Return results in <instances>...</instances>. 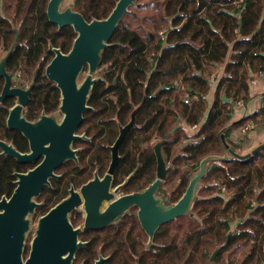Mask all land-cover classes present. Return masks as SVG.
<instances>
[{"label": "flooded vegetation", "instance_id": "flooded-vegetation-1", "mask_svg": "<svg viewBox=\"0 0 264 264\" xmlns=\"http://www.w3.org/2000/svg\"><path fill=\"white\" fill-rule=\"evenodd\" d=\"M48 1L44 8H38L40 2H36L34 7L29 6L31 0H27L24 7L16 8L15 2L11 1L7 9L5 0H0V14L7 22L2 24V28L14 31L11 48L6 49L5 41L0 44V61L5 58V72L11 77V86L29 90L27 101L19 113V117L27 122H36L43 115H52L57 122L63 117L60 109L62 90L47 77L45 68L55 55L52 48L66 53L76 32L70 25L59 27L49 21L46 12ZM63 2L60 4L61 10L67 6H62ZM68 3H72L73 10L84 17L76 9L75 0H68ZM46 21L55 26L53 33L56 37L48 36L47 48H42L38 62L30 70L29 61L38 53V44L41 43L38 37L46 34ZM20 29L26 31L21 43L29 45L31 39L34 50L31 55H20L17 66L12 69L9 59ZM51 41H57L60 45H52ZM68 42L69 48L62 50L61 46ZM86 73L85 65L76 78L77 84L82 83ZM0 80L1 93L4 76L0 75ZM119 81L112 71L101 69L87 95V108L83 111L82 120L74 131L75 138L71 141L73 157L66 158L53 169V175L48 177L49 183H45L35 197L40 204L33 212L37 213V217L33 228L30 221L31 229L20 249V257H17L20 261L18 264H176V258H172L175 255L182 260L178 264H186L190 258L193 252L189 246L190 239L197 229L202 228L201 214L207 216L203 207L196 204L203 198L201 192L207 186L205 178L208 170L214 163L237 158L230 157L226 148L223 149L226 155L211 153L218 156L216 158L225 156L226 159L212 161L205 167L203 176L196 182L189 207L184 212L154 227L161 214L185 194L192 177L200 171V161L207 157L191 161V156L196 154L185 147L202 139L208 109L193 124L194 132L189 135V124L176 109L178 107L183 111L189 104H176L174 100L167 102L170 96L165 92L160 96L163 89L154 86H144L138 90L140 100L133 103L131 99L137 95H133L126 86H116ZM181 97L198 99L196 94L179 91ZM17 99V96H5L0 101V107L6 109L5 131H0V140L11 144L20 153H27L30 152L28 138L22 131L7 124L10 110ZM235 121L231 120L229 125L232 126ZM179 131L187 132L188 138L177 142ZM230 141V145L239 152V143L231 138ZM43 157L44 154L39 153L33 160L20 161L0 148V199L3 196L9 198L16 189L17 173L32 170ZM89 182L91 184L82 193L81 187ZM71 189L78 193L79 201L68 217L71 232H60L69 238L60 239L61 246L46 252L48 255L31 257L30 242L38 219L67 197ZM133 194L136 196L132 199L126 197ZM216 195L221 197L222 207H225L234 193L222 184L218 186ZM200 208L202 211L197 212ZM234 210L231 207L226 214L221 213L218 217L221 222H230L227 237L239 232V218L230 220ZM54 226L58 227V224L50 223L45 227ZM149 229L152 233L148 232ZM242 250H234V264Z\"/></svg>", "mask_w": 264, "mask_h": 264}, {"label": "trees", "instance_id": "trees-1", "mask_svg": "<svg viewBox=\"0 0 264 264\" xmlns=\"http://www.w3.org/2000/svg\"><path fill=\"white\" fill-rule=\"evenodd\" d=\"M11 1L16 8L24 7L25 2L27 5V0H5L7 9ZM46 1L31 0L29 6L40 2L38 8H44ZM115 1L75 0V7L90 20L106 17ZM4 23L7 22L0 14V44L5 41L8 49L14 31L3 29ZM44 26L46 34L38 37L41 43L38 53L29 61L30 70L38 62L42 48H47L48 36L56 37L54 25L46 21ZM25 34L26 31L19 30L9 59L12 69L17 66L20 55L33 53L29 37V45L21 43ZM109 43L101 54L99 67L118 76L120 81L116 86H126L137 95L131 99L133 103L140 100L138 90L154 86L163 89L160 96L163 92L170 96L167 102L189 104L183 111L176 107L189 125L197 123L208 109L202 139L185 147L196 154L191 156V161L219 152L221 136L230 139L232 129H240L248 122L264 126L263 93L258 109L234 119L229 128L224 127L233 120V105L240 99L244 103L251 98L252 76L257 72L264 74V0H135ZM51 44L60 45L57 41ZM69 46L70 42L61 49L67 50ZM220 68L222 73L217 77L209 105L210 77L215 74L216 79ZM182 89L196 94L198 99L179 98ZM5 116L6 109L0 107L1 132L5 131ZM186 133L179 131L177 142L187 139L189 133ZM205 181L203 198L196 206L203 207L207 216L201 214L202 228L190 239L193 252L186 264H223V261L234 264L235 249H243L235 264H264V146L246 159L214 163ZM222 184L234 193L225 207H222L221 197L216 195ZM231 207L235 210L230 220L239 218V232L227 237L230 222H221L218 217ZM201 211V208L197 210ZM218 247L219 252L211 261L210 255ZM172 258H176V264L182 261L178 255Z\"/></svg>", "mask_w": 264, "mask_h": 264}, {"label": "water", "instance_id": "water-1", "mask_svg": "<svg viewBox=\"0 0 264 264\" xmlns=\"http://www.w3.org/2000/svg\"><path fill=\"white\" fill-rule=\"evenodd\" d=\"M63 1L49 0L46 10L50 22L59 27L70 25L76 32L72 45L66 53L61 52L59 48H52L55 55L45 68L47 77L62 90L60 109L63 117L60 122H57L52 115H43L36 122H27L19 117L22 106L27 101L29 90L11 86V77L5 72V58L0 61V75L5 78L0 101L5 96L18 97L16 104L10 110L7 124L9 127L19 129L28 138L30 152L20 153L11 144L2 140H0V148L4 153L13 155L20 161L33 160L39 153L44 154L42 161L32 170L17 173L16 189L9 198L3 196L0 199V264L20 262L17 257H20V249L25 242L27 232L31 229L28 216L40 205L35 201V197L40 193L42 186L49 183L48 177L53 175V169L66 158L73 157L71 141L75 138L74 131L82 120L83 111L87 108V95L97 80L94 74L99 68L101 54L109 46V41L120 21L135 4V0H116L106 17L86 20L79 12L73 10L72 3H68L66 8L61 10L60 4ZM85 65L86 76L81 84H77L76 78ZM221 139L230 157L240 160L255 154L264 146L262 142L249 151L240 153L230 145L232 144L230 139L224 138L223 135ZM213 156L210 154L200 161V171L192 177L185 194L168 211L161 214L154 227L170 221L189 207L196 182L203 176L205 167H208L212 161L226 159L225 156L221 158ZM162 177L163 175L160 176ZM90 184L91 182L84 184L81 192L84 193ZM135 196L136 194L126 197L132 199ZM78 201V193L71 189L67 197L38 219L30 242L31 257L48 255L49 253L46 252L61 246L60 239L69 238L68 235H61L60 232L66 230L71 232L68 217ZM50 223L58 224V227L46 229V224ZM148 232L152 233V230L149 229ZM218 250L219 248H215L211 253V261L215 259Z\"/></svg>", "mask_w": 264, "mask_h": 264}, {"label": "crops", "instance_id": "crops-1", "mask_svg": "<svg viewBox=\"0 0 264 264\" xmlns=\"http://www.w3.org/2000/svg\"><path fill=\"white\" fill-rule=\"evenodd\" d=\"M221 73H222V69L220 68V69L217 70V76H216V79H215V84L213 83L214 87L211 88L209 94L207 95V99L209 101V105L213 101L214 90H215V87H216V80H217V77ZM250 84H251V86H250L251 98L248 101H246V102H244L242 104H237V102H236L233 105V114H234L233 115V120L234 119H238V118H240V117H242L244 115H247V114L253 112L254 110L258 109L261 106L262 94L264 93V76H257L254 79V81H251ZM223 99H225L224 96H223ZM230 138L232 140H235V138L232 136V134H231ZM263 139H264V130H263V128H261L259 130L258 129L255 130V128H254L249 133V140L247 141V144H248V146H252V145L260 142Z\"/></svg>", "mask_w": 264, "mask_h": 264}, {"label": "rangeland", "instance_id": "rangeland-1", "mask_svg": "<svg viewBox=\"0 0 264 264\" xmlns=\"http://www.w3.org/2000/svg\"><path fill=\"white\" fill-rule=\"evenodd\" d=\"M68 4V0H64V2H63V5L62 6H65V5H67ZM101 68L102 67H99L98 68V70H97V72L94 74L95 75V77H98L99 76V74H100V72H101ZM212 75H215V74H212ZM211 75V76H212ZM210 79H211V77H210ZM18 80H20L19 78H18ZM17 81V79L15 80V82ZM212 83H211V88L212 87H214V84H215V80H213V81H211ZM214 83V84H213ZM181 91H184V89H182ZM243 103V102H242ZM249 124H251V125H253V128L252 129H250V130H247L246 132H242V128L243 127H241L240 129L238 128V129H234V131H233V133L231 132V134H232V136L235 138V140L240 144V150H239V152L240 153H245V152H247V151H249L250 149H252L253 147H255V146H257L258 144H260V143H262V142H264V139L263 140H261L260 142H258V143H256V144H254V145H252V146H248V144H247V141L249 140V133H250V131L251 130H253L254 128H255V130L256 129H261V128H263V130H264V126L263 125H258V126H255L253 123H250V122H248ZM192 125H189L188 127V133H192V132H194V130H193V128L191 127ZM229 123H227L224 127L225 128H229ZM231 136V135H230ZM230 138V137H229ZM238 138H240V139H242L241 141H238ZM245 141H244V140ZM247 139V140H246ZM224 147H223V145H222V147H221V149L219 150V153L220 154H225V152H224ZM213 157H218V156H213ZM29 219H30V221H31V226H32V228H33V226H34V220L36 219V217H37V213L35 212V213H32V214H30L29 216ZM226 263V261H223V264H225Z\"/></svg>", "mask_w": 264, "mask_h": 264}, {"label": "built area", "instance_id": "built-area-1", "mask_svg": "<svg viewBox=\"0 0 264 264\" xmlns=\"http://www.w3.org/2000/svg\"><path fill=\"white\" fill-rule=\"evenodd\" d=\"M159 34L162 35V31H159ZM257 76H264V74L262 72H257L254 74V76L251 78V81H254V79L257 77ZM215 79V75H212L211 76V81H213ZM243 100H238L237 101V104H242ZM192 128L195 127V125H192L191 126ZM253 128V125L247 123L246 125L243 126L242 128V132H246L247 130H250Z\"/></svg>", "mask_w": 264, "mask_h": 264}]
</instances>
